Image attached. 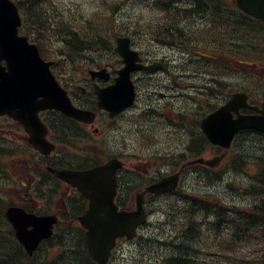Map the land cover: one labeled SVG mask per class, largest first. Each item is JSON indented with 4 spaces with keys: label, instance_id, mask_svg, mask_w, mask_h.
I'll return each instance as SVG.
<instances>
[{
    "label": "water",
    "instance_id": "obj_1",
    "mask_svg": "<svg viewBox=\"0 0 264 264\" xmlns=\"http://www.w3.org/2000/svg\"><path fill=\"white\" fill-rule=\"evenodd\" d=\"M237 2L243 10L264 21V0ZM20 23L14 3L11 0H0V114L8 113L21 121L32 133L31 143L48 153L50 148L44 139L45 127L38 117V111L55 107L77 117H83V113L69 104L66 93L51 75L49 63L43 61L37 47L29 44L26 37L18 36L17 27ZM128 42L127 38L118 39L117 50L124 57L126 66L120 70L115 90L103 91L110 100L102 105L113 113L133 103L135 91L130 72L138 67H145L136 63V53L129 48ZM2 59L7 60V66L2 65ZM246 105L245 94H234L229 104L203 120V131L211 142L228 149L239 130L253 128L264 132V102L262 109L254 107L260 115L239 114L238 119L232 118L233 110L238 111L241 106ZM195 162H205L211 166L216 163L204 158L191 163ZM117 165V160H111L104 166L89 170L56 171L59 177L77 186L90 199V208L80 219L88 228L89 249L99 264H106L117 237H135L137 227L146 221L143 194L138 195L136 210L118 211L114 204ZM177 177L178 175H174L165 178L149 186L147 191L161 193L169 190L177 183ZM6 215L12 222L18 238L30 253H33L41 240L51 236L53 224L56 222L55 217H36L14 206L7 208ZM29 226L33 228L28 229Z\"/></svg>",
    "mask_w": 264,
    "mask_h": 264
},
{
    "label": "rangeland",
    "instance_id": "obj_2",
    "mask_svg": "<svg viewBox=\"0 0 264 264\" xmlns=\"http://www.w3.org/2000/svg\"><path fill=\"white\" fill-rule=\"evenodd\" d=\"M57 1H58L57 5L60 8L67 7V8L72 10V8L76 7L77 9L80 10V9H82L81 8L82 6L85 8L91 7L93 4L92 2L94 0H57ZM87 2H88V4H87ZM138 2H140V1H138ZM140 3H143V2H140ZM133 6H135L134 17L133 16L129 17L130 13H126L128 9L129 10L131 9V7H132L131 5H128V7L121 14V17H122L121 19H122V21H124L126 23L125 24L126 27L130 26L131 28H134L133 24H134V21H136V22H139L140 24H136L134 30L144 29L147 27V25H145V23H147L151 20H152V22H157L159 20V18H158L159 12L151 10V8L147 7L146 4L136 3ZM145 32H147V31L140 33L141 35L139 36V38L137 40H145V42H147L149 45V44H151L149 42V41H151V40H149L151 37L148 34V37H149V39H148L145 35ZM55 43H56V41H55ZM153 50H155L157 52L160 51V49H157V50L153 49ZM160 53H162V52H160ZM165 54L168 57L174 56L175 58H178L177 56H179V52L174 51V50L172 51L169 49L165 50ZM84 70H85V68H83V70L78 72V75H79V73L83 71L81 78H84L86 76L84 74ZM258 76L262 77V79H259L261 82L260 86L258 85V81L255 79V77H258ZM238 78H239V75H238ZM244 82L246 83L245 86L252 87L255 89V93L253 94L254 96L264 95V89L261 88L262 85L264 86V69L263 70H256L255 76L251 75L248 78L246 77ZM80 84L83 85L82 83H80ZM84 84H85L84 85V87H85L87 85V82L84 81ZM232 84L238 85L239 80L237 78H233ZM142 89H145V87L141 86L140 91H142ZM169 92L173 93V91H169ZM176 99H179V98H176ZM168 101H170V100L168 99L166 101H161V99L159 97H157L155 103L157 105H163L164 108H168V107H166V105L170 106V103H166ZM142 104H143V101H141L139 105H142ZM179 105L181 107H187L189 105V103L185 101V102L180 104V99H179ZM134 110L127 114L126 119L120 120L117 124H115L114 126L111 127V129L109 131V133L111 135L110 137L108 135H106L107 128H108V122L101 124V121L98 120V125L100 127L101 132L99 134L97 133L98 136H96L92 139V141L95 142L96 146H92L91 147L92 149H90V150L92 152H94L95 154L99 155L100 157H104L107 153H109V150L104 149L105 140H113L114 139L113 136H120L122 141L126 140L132 147H134L137 144L139 146L142 145L146 149L151 148L153 146V144L147 136L139 137L137 134L134 133L133 130H129L127 133H125V130L129 127V122L132 121V119H133V117L130 115H135ZM162 114L171 118L172 120L177 119V115H175L173 112H171V108L164 109L162 111ZM140 117L142 119L141 124H140V121L138 118L135 119L134 121L136 122L137 128H143L144 129L146 126V123H145V121L141 115H140ZM161 122H164V121L162 120ZM5 125L12 126V125H9L8 123H5ZM164 125H166V124H164ZM132 127H133V124H132ZM90 129H93V127L88 126L89 131H90ZM178 131H179L178 127H174L170 131V133H168V136H166L167 138L160 137V135H158V137L161 140L167 139L171 143L175 144V143L179 142ZM23 134L24 133H19L17 135V139L21 143V144H19L18 156L21 154H22V156L18 157V160L15 161V163L11 164L10 169L12 172H11L10 176L13 177V180H12L13 182L7 183V185L10 186V189H9L10 192L13 193L14 196H17V197H18V195H22V193L24 192V190L26 188L25 186H23V182L29 181V187L28 188H30L31 182L38 180V179H32L29 171L26 170L28 159L35 157V156L33 155V150H29L25 145H22V143L25 142ZM157 143L162 144L163 142H157ZM17 144H18V142H17ZM245 146L251 150L254 149V147L251 146V144L245 143ZM111 151H120V150H111ZM254 151H255V149H254ZM74 152L75 151H72V153H74ZM76 152H78V151H76ZM121 152H123L126 155L125 160H126V162H128L127 167L130 166V164H132L130 166V168L133 170H137L139 172H142L145 169L150 168V167H147L149 164H146V165L138 164V163H140V161L135 159V158H132L136 154L132 153L130 151H127L126 148L124 150H122ZM219 154H220V150H217L214 153H213V151H210L207 154L205 153L204 156L214 158ZM230 158H232V157H230V156L227 157V159H230ZM155 163L156 162L153 160L150 161L151 165H154ZM178 164L179 163H177V165ZM168 165H171L172 167L177 166L176 164L175 165L168 164ZM220 167H222V164H219V166H217V168H220ZM254 168H256V166H254V165L248 166V163L245 164L244 170H233L229 167L226 171H224L223 175H221V178L218 181H215L213 184H206L205 177L208 175V172L210 171V169H209V171L208 170L206 171L204 169V170H201V173L198 177H196V176L188 177V175H186L185 179H183L184 181H183L182 187L183 188L193 187L192 191L195 190L196 192H201L203 190H204V192L210 191L219 198L225 196L224 199H214V198L210 197V203H212L215 206L216 205L223 206L224 203H230V204H236L240 209H242L244 211H250V209L247 206L248 205L251 206L255 202H257V199L253 196V192H254L253 188L256 186V183L253 179ZM24 171H26L25 175L23 173ZM218 173H219V170H218ZM143 180H144V176H142V179H139V174L136 173V176H135L136 185H138ZM42 190H47V188H44ZM67 191H68V188L64 184L55 183L53 185L52 192H49V194L47 192H44L42 194V196L39 197V201L36 202L37 205H35L36 208L48 209L50 211H56V210L60 209L64 198L67 197L66 196ZM139 191L137 190V192H139ZM137 192H135V186H133V191L131 193L132 198H129V201H128V204L132 205L131 207L135 206V197H136ZM183 193H184V191L179 193V189H178L176 191V193L173 194L172 196L164 197L163 199H155L154 202H152L150 221L142 229L141 234L143 235V237H140L135 242V246H137L138 241L141 240L142 238H144V239L152 238L154 240V244L150 245L148 247V249L153 248L154 250H158L160 252L163 251L164 246L161 245V243H163L164 240H163V238L159 239L157 237V235H162L159 231L160 230V226H159L160 222L161 221L162 222L167 221V215L163 212V208L166 205L171 208L169 211L171 213L169 215V218L173 219L176 217V219L179 221V224L177 221L175 222L176 225H179V227L176 228V231L180 232L182 229L185 228V225H181L182 221L180 219V216H182V213L185 212V211H183L184 209H183V203H182V201H183L182 200V198H183L182 194ZM181 207H182V209H181ZM209 217H211L213 219L215 216L210 215ZM189 221H193V223L198 227H205L208 225L206 222V219L204 217V214L199 212L198 209H194L192 212L187 213L186 222L188 223ZM68 230H71V225L68 221H66L64 229L59 233V236L56 235L53 238V240H52L53 244H58L60 241V237L64 236ZM255 231L258 234H261V235L264 234V230L262 229V227L257 228ZM214 233L215 232H213V231H211V232L208 231L207 233L204 234V236L200 240H198L200 246H197V247H199V248L202 247V250L204 253H213V252H209V251H212V249H210V245L213 244L214 241L219 240V241H221V243H223L225 245L230 244L231 235H226L225 237H220V239H218V236ZM159 240H161V241H159ZM135 246H134V244H132L131 249L127 250L126 249L127 244H126L124 254L129 255L132 252L136 253V247ZM256 248L257 247L255 246V244H253L250 240L245 238L243 240L237 241L236 247L233 250L225 251V252L218 251L217 253H219L221 255L216 256V260L217 259L218 260L226 259L229 262V264H231L232 258H236L235 260L241 259V258H246L247 252H255ZM207 259H212V258L209 256L201 257L199 259V264H209Z\"/></svg>",
    "mask_w": 264,
    "mask_h": 264
},
{
    "label": "trees",
    "instance_id": "obj_3",
    "mask_svg": "<svg viewBox=\"0 0 264 264\" xmlns=\"http://www.w3.org/2000/svg\"><path fill=\"white\" fill-rule=\"evenodd\" d=\"M215 1L218 2V0ZM230 27L234 31V33L237 32L238 36H243V34H245V37H247L248 48L246 49V53L249 57H254L256 51L263 52L262 56L264 57V23L249 15L240 13L231 16ZM181 33L182 32H179V35H181ZM75 36L76 35L73 34L71 39ZM78 44L79 43L76 40H71L68 46H73V49H75L79 46ZM237 44L241 48L240 40H238ZM248 65H250V67L253 66L250 63H248ZM58 123L54 122V127L56 129H61L62 127L64 129L63 125L60 122ZM65 129L67 134L73 132L72 126L67 125ZM247 133L252 134L256 137L261 136L255 131H249ZM193 140L194 141L191 150L193 151V153H200L204 148V145H207V141L201 134V132H199V134L197 133V136H194ZM255 157L257 158V160H260V163L262 164L260 165L259 162H257L262 170L259 174L261 176V179H257L260 185H262V187L264 188V154H258L255 155ZM6 167L7 165H4V170ZM7 206L8 204L0 199V264H20V262L16 261L17 258L21 260L22 264H31V258H29L23 248L16 242L12 229L6 223L4 211ZM68 247L69 248H67V250L69 249L72 252V255L67 259L66 264H96L88 253L84 231L78 232L75 241L70 243ZM66 252L67 251L65 247L64 251L60 254L59 257L56 258V260L49 257L48 254L44 256V258H38V260H40L41 264H64V255L66 254ZM249 260L250 261L245 260V263L243 264H264V262L259 259ZM169 264H193V261L187 256H177L170 259Z\"/></svg>",
    "mask_w": 264,
    "mask_h": 264
},
{
    "label": "flooded vegetation",
    "instance_id": "obj_4",
    "mask_svg": "<svg viewBox=\"0 0 264 264\" xmlns=\"http://www.w3.org/2000/svg\"><path fill=\"white\" fill-rule=\"evenodd\" d=\"M131 39H132V44L134 45L135 37L131 36ZM142 57H143V60L147 63H154L157 60L156 57L153 56V54H147L146 55L145 53H143ZM122 65H123L122 60H120V59L114 60V61H113V59H110V60H106L104 63L101 62V64L97 65V67L95 69H101L102 70L103 68H106L107 73L104 72L103 74H100V75L96 74V76L94 78H91L89 76V78H87V81H89V84H88L89 87L93 86L94 92H96V89L98 87H106L107 85L111 84L112 82H114V80L117 76L118 69H120ZM155 73L156 72H151V71H137V72H134L133 78L136 82V85L140 86L144 82V80L147 79L148 77H152V78L159 80L160 74L159 73L155 74ZM80 91H81L80 94L72 93L71 97L75 103L79 104L82 107H85L92 102V97H91L92 93L88 92V88H85V87H82V89ZM95 96L97 98L96 93H95ZM95 104H96V102H95ZM94 108L97 110L96 106ZM102 111L103 110L98 111V116H100ZM51 112H45L44 116L48 113H51ZM55 113L60 118L65 117V115H63L62 113H58V112H55ZM56 155L58 156V154L56 153V154L50 156L49 158H56ZM62 162L63 161H58L56 163L61 164Z\"/></svg>",
    "mask_w": 264,
    "mask_h": 264
},
{
    "label": "bare ground",
    "instance_id": "obj_5",
    "mask_svg": "<svg viewBox=\"0 0 264 264\" xmlns=\"http://www.w3.org/2000/svg\"><path fill=\"white\" fill-rule=\"evenodd\" d=\"M158 33L160 34V32H158ZM185 35H186L185 32L184 33L182 32L181 35H179V32H176L170 36H167V42L171 47H178L180 42L182 40L186 39ZM258 154H264V147L257 149V151L255 152V155H258ZM200 171H201V169H199L197 171V173H199ZM67 248H69V247L66 246L67 252L64 255V261H63L64 264H66L67 259L70 258L72 255V252L69 249L67 250ZM2 250H3V248H2ZM177 253H178V256H188L189 257V254H187L186 251H182V250L179 251V247H178ZM16 261L20 262V264H22L20 259L17 258ZM36 264H41L40 260L36 261Z\"/></svg>",
    "mask_w": 264,
    "mask_h": 264
}]
</instances>
